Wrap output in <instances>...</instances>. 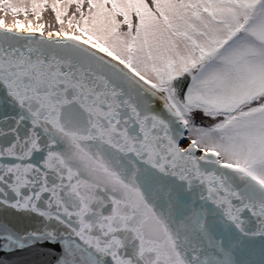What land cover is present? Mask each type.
<instances>
[{"label": "snow or ice", "instance_id": "obj_1", "mask_svg": "<svg viewBox=\"0 0 264 264\" xmlns=\"http://www.w3.org/2000/svg\"><path fill=\"white\" fill-rule=\"evenodd\" d=\"M0 264H264V0H0Z\"/></svg>", "mask_w": 264, "mask_h": 264}]
</instances>
